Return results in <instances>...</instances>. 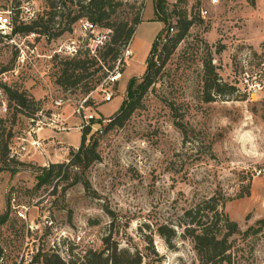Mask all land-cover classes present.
Instances as JSON below:
<instances>
[{
	"label": "rangeland",
	"instance_id": "rangeland-1",
	"mask_svg": "<svg viewBox=\"0 0 264 264\" xmlns=\"http://www.w3.org/2000/svg\"><path fill=\"white\" fill-rule=\"evenodd\" d=\"M114 2L120 5L109 21L134 26L131 55L122 53L114 69L120 77L107 72L110 61L92 75L102 63H88L87 78L62 87L57 78L71 56L59 50L74 39L78 50L88 49L80 27L88 19L54 38L13 32L47 4L0 0L11 21L0 30V214H7L0 264H17L26 243L69 263L100 249L105 236L145 264H199L179 224L184 209L211 196L238 224L230 238L234 264H264V223H257L264 218V0H165L160 14L157 0ZM182 14L192 23L157 81L122 126L107 129L128 80L144 72L164 27L156 19L164 17L172 34ZM208 59L219 84L211 101L203 93ZM6 87L23 94L26 106L10 100ZM83 114L94 119L83 125ZM82 132L85 145L97 142L98 158L75 164ZM56 163L63 165L50 166ZM163 225L175 230L170 243L159 234Z\"/></svg>",
	"mask_w": 264,
	"mask_h": 264
},
{
	"label": "trees",
	"instance_id": "trees-1",
	"mask_svg": "<svg viewBox=\"0 0 264 264\" xmlns=\"http://www.w3.org/2000/svg\"><path fill=\"white\" fill-rule=\"evenodd\" d=\"M47 4V10L43 14H38L36 18L29 23L19 22V25L13 27V32L30 33L34 32L45 35L48 38L58 37L64 32L71 30V25L82 17H86L89 21L97 23L101 27L111 30L109 39L96 49L94 54H90L88 49L78 50L74 55L66 60L60 70L57 78V84L62 87H70L79 84L83 79L87 78L89 65H98L90 74L100 70L104 63L109 61L107 72L115 68L116 62L120 59L122 51L129 45L134 33V26H128V22L121 21L112 23L110 17L115 13L116 7L120 5L115 0H44ZM155 14L165 13V0H157ZM62 10H65L63 13ZM17 15H15V19ZM164 24V27L155 35L151 42L148 54L145 59V69L140 78L132 77L128 80L125 94L126 98L120 104L119 108L109 117L106 128L122 126L133 113L140 107V101L144 94L153 85L159 76L160 70L164 65L166 58L172 54L183 40L191 25V20L187 19L185 14L179 15L176 21V32L170 33L169 26L166 25L164 17L156 19ZM140 21L133 20L136 25ZM83 53V57L81 56ZM88 63H90L88 65ZM204 97L205 101L213 100L214 95L219 93L216 88L218 86V75L214 70L211 60L204 62ZM106 72L103 73L104 77ZM90 86L85 87L88 92ZM10 100H15L18 106H26V98L23 94L9 87L5 88ZM88 100H86L87 103ZM84 132L81 134L80 144L74 153L77 160L72 163H88L98 158L96 151L97 142L93 141L85 145ZM63 163L51 164L52 167H62ZM52 172L48 171L45 179H49ZM221 202L216 196L201 199L191 206L183 210L179 224L183 227L185 234L191 238L193 248L195 250L199 264H234L233 262V242L230 238L239 234L238 224L231 220L223 211ZM7 214H0V225L5 223ZM264 223V218L257 222ZM183 225V226H182ZM160 226L159 234L163 236L167 243L175 234L173 228ZM254 230L249 227L248 231ZM2 256V248L0 247V260ZM42 258V264H145L138 252H131L127 248H120L118 244L111 242L109 236L102 238V247L100 249H88L82 256H76L69 263L65 262L56 253L40 254L38 251L37 258Z\"/></svg>",
	"mask_w": 264,
	"mask_h": 264
},
{
	"label": "built area",
	"instance_id": "built-area-1",
	"mask_svg": "<svg viewBox=\"0 0 264 264\" xmlns=\"http://www.w3.org/2000/svg\"><path fill=\"white\" fill-rule=\"evenodd\" d=\"M218 0H210L211 4H215ZM207 14V10L203 9L201 11V15L205 16ZM11 24L10 18L8 14H6L5 11H0V30H4L8 28ZM81 31L83 33V36L87 40V48L88 50L94 54L96 49L100 47L104 42H106L109 39L111 30L106 27H101L97 23L91 22L89 20H83L80 23ZM170 31H173V27L169 28ZM78 44L77 41L70 40L65 46L64 49H60L59 51L63 52L66 55L72 56L78 51ZM123 56L125 58L130 57L131 52L129 49V45L124 48L122 51ZM122 55V54H121ZM121 63V57L117 60L116 66L114 69L118 68V65ZM113 69V71H114ZM112 71V72H113ZM114 73V74H113ZM112 74V79H115L116 76L120 77V72H116V70ZM104 101L109 102L113 97L112 91H104ZM88 99V96L84 97L82 103H86L85 101ZM82 107V106H81ZM78 113L80 115V110H78ZM81 116V115H80ZM94 119L92 114H83V125L88 124L90 121ZM38 248L37 246H31V244L26 243L21 254L20 258L17 264H41V261L37 258Z\"/></svg>",
	"mask_w": 264,
	"mask_h": 264
},
{
	"label": "crops",
	"instance_id": "crops-1",
	"mask_svg": "<svg viewBox=\"0 0 264 264\" xmlns=\"http://www.w3.org/2000/svg\"><path fill=\"white\" fill-rule=\"evenodd\" d=\"M132 39V38H131Z\"/></svg>",
	"mask_w": 264,
	"mask_h": 264
}]
</instances>
